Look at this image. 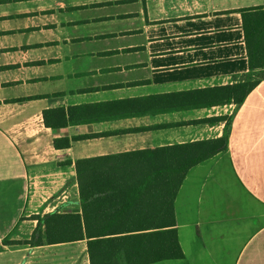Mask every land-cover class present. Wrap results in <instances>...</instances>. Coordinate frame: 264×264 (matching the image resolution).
<instances>
[{"label": "crops", "instance_id": "obj_1", "mask_svg": "<svg viewBox=\"0 0 264 264\" xmlns=\"http://www.w3.org/2000/svg\"><path fill=\"white\" fill-rule=\"evenodd\" d=\"M256 8L264 0H0V255L88 264L85 239H1L27 240L35 215L80 213L76 159L217 138L232 115L226 148L174 196L182 256L148 264H264V78L236 108L201 104L247 74L241 11ZM54 108L71 122L44 125Z\"/></svg>", "mask_w": 264, "mask_h": 264}, {"label": "trees", "instance_id": "obj_2", "mask_svg": "<svg viewBox=\"0 0 264 264\" xmlns=\"http://www.w3.org/2000/svg\"><path fill=\"white\" fill-rule=\"evenodd\" d=\"M241 19L248 72L237 82L213 89V98L201 104L231 102L236 108L264 78V10L241 11ZM69 112L65 119L62 108L44 110L43 123L66 125L71 122ZM231 116L218 118L226 120L217 138L76 159L80 213L35 215L27 240L3 237L1 244L36 246L85 239L88 264H148L180 258L174 196L190 167L226 148L225 127Z\"/></svg>", "mask_w": 264, "mask_h": 264}, {"label": "rangeland", "instance_id": "obj_3", "mask_svg": "<svg viewBox=\"0 0 264 264\" xmlns=\"http://www.w3.org/2000/svg\"><path fill=\"white\" fill-rule=\"evenodd\" d=\"M1 42V41H0ZM16 88H14V89H6V91L8 92V93H10V92H12V91H14ZM54 258V256H51V258ZM58 257V256H57ZM10 260V258H8L7 257V255L6 254H2V255H0V264H11V261H9Z\"/></svg>", "mask_w": 264, "mask_h": 264}, {"label": "built area", "instance_id": "obj_4", "mask_svg": "<svg viewBox=\"0 0 264 264\" xmlns=\"http://www.w3.org/2000/svg\"><path fill=\"white\" fill-rule=\"evenodd\" d=\"M54 154L58 153V149L53 150Z\"/></svg>", "mask_w": 264, "mask_h": 264}]
</instances>
